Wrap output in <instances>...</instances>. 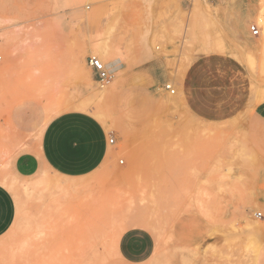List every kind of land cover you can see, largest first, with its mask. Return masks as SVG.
<instances>
[{
    "label": "rangeland",
    "instance_id": "1",
    "mask_svg": "<svg viewBox=\"0 0 264 264\" xmlns=\"http://www.w3.org/2000/svg\"><path fill=\"white\" fill-rule=\"evenodd\" d=\"M263 23L264 0H0V184L16 208L0 264H124L115 244L132 226L156 241L144 264H264L262 156L242 116L199 118L183 88L195 63L226 59L232 97L264 104ZM120 32L128 49L108 54L123 65L104 84L88 58ZM143 33L151 49H129ZM145 53L165 59L162 85L136 64ZM73 111H100L111 158L80 178L18 177L13 160Z\"/></svg>",
    "mask_w": 264,
    "mask_h": 264
},
{
    "label": "crops",
    "instance_id": "2",
    "mask_svg": "<svg viewBox=\"0 0 264 264\" xmlns=\"http://www.w3.org/2000/svg\"><path fill=\"white\" fill-rule=\"evenodd\" d=\"M123 34L116 33L113 42L105 46L109 55L116 50L128 49L127 43H122L125 39ZM146 36V33L136 37L133 35L136 44L129 45V49H151ZM146 54L136 56V64L151 67L144 72L152 85H162L161 81L167 71L162 69L158 72L157 67H165V59L154 56L153 53L150 56ZM117 64L120 67L123 65L121 61ZM234 73L226 59L209 58L195 63L183 82L190 109L199 118L209 119L214 123L242 116L246 139L250 141L252 150L261 154L264 162V104L247 106L239 104L237 96L232 97L231 93L237 84L231 81ZM214 99L215 104L212 102ZM94 116L85 111H73L52 119L45 127L37 147L33 151L19 154L13 160V172L20 178H30L46 168L68 179L84 177L94 172L113 154L112 145L109 144L112 135L106 132ZM15 214L13 197L0 184V237L11 228ZM155 247V238L148 229L132 226L117 239L115 251L124 264H144L154 255Z\"/></svg>",
    "mask_w": 264,
    "mask_h": 264
},
{
    "label": "built area",
    "instance_id": "3",
    "mask_svg": "<svg viewBox=\"0 0 264 264\" xmlns=\"http://www.w3.org/2000/svg\"><path fill=\"white\" fill-rule=\"evenodd\" d=\"M249 30L253 35H257L259 32L256 26L250 27ZM88 64L95 71L96 77L100 82L104 84H108L111 82V80L113 79L112 72L109 71L97 57L94 56L89 57ZM165 89L168 90L170 94L175 93V90L171 88V85L166 84ZM114 143H115V139L113 137H110L109 144L113 145ZM260 216L261 214H258V217Z\"/></svg>",
    "mask_w": 264,
    "mask_h": 264
},
{
    "label": "bare ground",
    "instance_id": "4",
    "mask_svg": "<svg viewBox=\"0 0 264 264\" xmlns=\"http://www.w3.org/2000/svg\"><path fill=\"white\" fill-rule=\"evenodd\" d=\"M196 1H199V0H196ZM74 4V3H73ZM202 6V5H201ZM198 7H200L198 5ZM202 8V7H200ZM197 10H199V8H197ZM90 15V14H89ZM88 18V17H87ZM86 18V19H87ZM262 27L264 28V23L262 24ZM264 39V38H263ZM264 45V43H263ZM92 52L94 54H97L99 56V58L101 59V62H103L104 66L109 70V71H112V73H119L120 72V68H119V65L117 64L118 61L117 59H112V60H108V53H107V50L104 48H101L99 47H95V48H92ZM91 52V53H92ZM109 91L106 89V88H103L101 91H99L98 95L99 96H104L108 93ZM175 94V93H174ZM173 95V94H171ZM175 99V98H174ZM91 108V107H90ZM84 109L88 110L89 109V106H85ZM94 114H96L95 116H99L101 115L100 111H96ZM251 226V225H250ZM257 247H259L257 244H255ZM254 247V246H253ZM256 251V250H255ZM256 254V253H255ZM254 256V255H253ZM255 258V257H254Z\"/></svg>",
    "mask_w": 264,
    "mask_h": 264
}]
</instances>
